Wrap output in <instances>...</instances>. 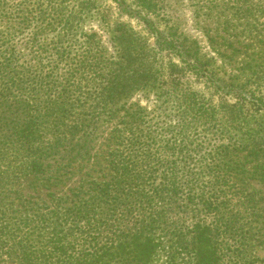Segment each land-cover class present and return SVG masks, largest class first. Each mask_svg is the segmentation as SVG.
I'll list each match as a JSON object with an SVG mask.
<instances>
[{"label":"trees","instance_id":"trees-1","mask_svg":"<svg viewBox=\"0 0 264 264\" xmlns=\"http://www.w3.org/2000/svg\"><path fill=\"white\" fill-rule=\"evenodd\" d=\"M236 3L247 24L264 16V0ZM90 4L0 0V264H257L235 149L212 147L201 159L198 144L175 138L214 123L222 102L185 94L178 127L157 132L138 105L111 129L108 171L57 191L92 156L101 115L116 116L108 103L154 77L120 24L118 60L104 58L97 31L81 28ZM178 74L167 86L177 88ZM250 152L264 160V139Z\"/></svg>","mask_w":264,"mask_h":264},{"label":"rangeland","instance_id":"rangeland-1","mask_svg":"<svg viewBox=\"0 0 264 264\" xmlns=\"http://www.w3.org/2000/svg\"><path fill=\"white\" fill-rule=\"evenodd\" d=\"M71 1L67 0L68 4ZM90 1L81 28L97 31L104 58L118 60L119 43L113 29L120 24L127 30V40L137 48L135 57L144 68L152 66L154 77L108 103L116 116L101 115L92 156L79 163L57 191L66 192L76 185L83 172L100 179L108 171L111 129L127 120L138 105L145 109L139 110L143 126L157 132L178 127L185 94L193 93L208 105L222 102L226 111L233 106L234 119L230 112L218 110L214 123L202 121L175 138L198 144L201 159L212 147L229 145L235 149L234 155L243 164L235 171L244 173L248 185L245 202L240 203V218L249 231L252 257L257 264H264V160L250 152L254 141L264 139L260 129L264 123V16L251 18L247 24L235 16L237 0H154L152 7L141 6L139 0ZM170 68L179 71L175 89L166 84L173 73ZM184 119L192 125L190 118ZM182 124L179 126H185ZM206 180L201 176V181Z\"/></svg>","mask_w":264,"mask_h":264}]
</instances>
